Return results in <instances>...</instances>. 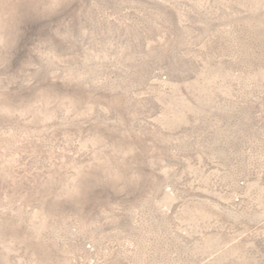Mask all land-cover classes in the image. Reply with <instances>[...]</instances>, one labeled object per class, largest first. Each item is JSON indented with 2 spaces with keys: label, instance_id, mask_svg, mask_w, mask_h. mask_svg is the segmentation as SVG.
Returning <instances> with one entry per match:
<instances>
[{
  "label": "rangeland",
  "instance_id": "1",
  "mask_svg": "<svg viewBox=\"0 0 264 264\" xmlns=\"http://www.w3.org/2000/svg\"><path fill=\"white\" fill-rule=\"evenodd\" d=\"M0 264H264V0H0Z\"/></svg>",
  "mask_w": 264,
  "mask_h": 264
}]
</instances>
